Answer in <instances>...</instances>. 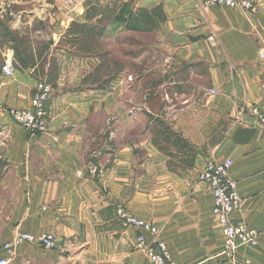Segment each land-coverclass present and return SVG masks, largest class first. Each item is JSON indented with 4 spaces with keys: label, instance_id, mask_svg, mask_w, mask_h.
Masks as SVG:
<instances>
[{
    "label": "crops",
    "instance_id": "obj_1",
    "mask_svg": "<svg viewBox=\"0 0 264 264\" xmlns=\"http://www.w3.org/2000/svg\"><path fill=\"white\" fill-rule=\"evenodd\" d=\"M86 1L0 0V257L151 264L136 237L152 238L122 225V205L158 230L175 264H264V123L249 111L264 113V0H249L255 14L203 11L206 0H122L161 6L165 21L148 33L108 25L92 49L79 47L81 28L99 26L84 19ZM37 83L51 88L47 131L29 135L8 110L29 109ZM159 122L195 150L174 172L153 143ZM224 159L240 197L232 221L259 232L233 261L198 179L207 161ZM18 233L51 235L55 248L6 253Z\"/></svg>",
    "mask_w": 264,
    "mask_h": 264
},
{
    "label": "built area",
    "instance_id": "obj_2",
    "mask_svg": "<svg viewBox=\"0 0 264 264\" xmlns=\"http://www.w3.org/2000/svg\"><path fill=\"white\" fill-rule=\"evenodd\" d=\"M210 7L242 10L250 14L256 13V5L249 0H206L202 4V10L207 11ZM258 58L264 60V50H258ZM2 73L10 77L12 69L8 65L2 67ZM210 94H215L210 91ZM51 95V88L45 83H37L30 100V108L27 110H8V116L13 123L21 127L29 135L44 134L47 131L45 121V103ZM250 113L258 122L264 123V113L257 107H251ZM231 161H207L200 170L198 179L204 183L212 197L211 215L214 218L223 237L222 253L227 260L233 261L236 252L247 246L257 243L259 232L243 224H236L232 216L236 213L240 197L237 192L235 181L229 176ZM117 218L122 225L134 227L149 233L152 240L147 241L142 235L136 237V246L151 264H175L165 244L158 240V230L149 222L138 219L130 214L122 205L116 206ZM23 243L37 244L46 250L55 248V239L48 234L32 235L18 233L12 243L3 246V250L12 254L11 247ZM0 264H7V259L0 257Z\"/></svg>",
    "mask_w": 264,
    "mask_h": 264
},
{
    "label": "trees",
    "instance_id": "obj_3",
    "mask_svg": "<svg viewBox=\"0 0 264 264\" xmlns=\"http://www.w3.org/2000/svg\"><path fill=\"white\" fill-rule=\"evenodd\" d=\"M102 6V7H101ZM84 19L87 21L95 20L97 25H101L98 32L91 29L81 31L87 38L100 37L104 33L105 26L123 27L132 32L148 33L156 30L165 21V16L161 6L151 10H144L134 7L133 1L123 2L122 0H112L106 5H95L90 1L85 3ZM94 32V33H93ZM153 143L156 148L167 158V168L169 171H176L179 156H190L191 160L195 157V150L179 134L173 132L170 127L159 122V128L154 134ZM170 147L172 148L170 150ZM185 166L188 165L184 162Z\"/></svg>",
    "mask_w": 264,
    "mask_h": 264
},
{
    "label": "rangeland",
    "instance_id": "obj_4",
    "mask_svg": "<svg viewBox=\"0 0 264 264\" xmlns=\"http://www.w3.org/2000/svg\"><path fill=\"white\" fill-rule=\"evenodd\" d=\"M88 1H90L92 4H95V5H99L100 6V4L97 2V1H91V0H88ZM88 1H86L85 3H87ZM112 1V0H111ZM102 7V6H101ZM92 21V23L95 21V20H91ZM96 23V22H95ZM90 25V24H89ZM87 26L88 27V30L89 29H91L90 27L91 26ZM93 25V24H92ZM101 25H103V24H100L98 27H95V30H94V28H93V30H94V32L96 31V32H98V30L99 29H101L102 27H101ZM105 28H106V26H105ZM105 30V29H104ZM93 32V33H94ZM96 32H95V34H96ZM81 35V38H80V44H79V47L81 48L82 46H86V48H93L92 47V43L91 42H89V41H91V38H87L86 37V35H82V34H80ZM102 36V35H101ZM95 39V38H94ZM88 45V46H87ZM105 64V63H104Z\"/></svg>",
    "mask_w": 264,
    "mask_h": 264
},
{
    "label": "bare ground",
    "instance_id": "obj_5",
    "mask_svg": "<svg viewBox=\"0 0 264 264\" xmlns=\"http://www.w3.org/2000/svg\"><path fill=\"white\" fill-rule=\"evenodd\" d=\"M167 248V247H166ZM171 257V256H170Z\"/></svg>",
    "mask_w": 264,
    "mask_h": 264
}]
</instances>
